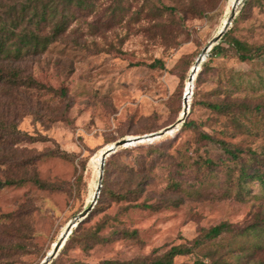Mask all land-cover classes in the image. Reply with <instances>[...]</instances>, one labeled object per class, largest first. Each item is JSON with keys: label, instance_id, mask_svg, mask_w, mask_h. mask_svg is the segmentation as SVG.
Here are the masks:
<instances>
[{"label": "rangeland", "instance_id": "rangeland-1", "mask_svg": "<svg viewBox=\"0 0 264 264\" xmlns=\"http://www.w3.org/2000/svg\"><path fill=\"white\" fill-rule=\"evenodd\" d=\"M117 1L98 0L92 15H78L73 21L71 28L78 29V34L70 33L46 53L15 64L24 76H31L48 89H23L20 102L11 103V111L18 116V130L39 140L26 139L11 147L18 149L20 158L36 159L27 172L32 175L36 171L39 179L54 190L28 183L0 191V264H42L68 223L91 205L99 186L102 153L120 140L156 133L177 122L192 67L222 29L235 0H198L201 13L196 18L188 15L184 19L183 14H176L153 20L151 14L138 22L135 12L162 5L157 0H135L125 5L134 15L132 21L114 24L105 15ZM172 1L161 3L170 5ZM247 2L238 8L231 36L253 46H264V0ZM7 3L0 0V7ZM209 56L202 62L208 68L199 66L195 75L186 120H193L215 139L257 151L264 161V133L259 138L243 135L233 139L226 118L196 104L216 102L212 92L221 90L219 78L232 74L241 76L249 85L234 92L229 102L264 107V88L259 87L264 79V56L249 64L239 62L232 50L227 56L211 60ZM155 60L163 61L165 68H150ZM139 62L145 65L137 66ZM63 89L66 97L60 95ZM177 132L152 142L161 149L163 158L154 160L153 183L138 204L156 209H137L134 204L116 203L99 194L94 213L76 236L96 232L106 223L100 236L109 242L88 252L72 245L66 256L58 257L60 262L98 264L105 260L122 263L152 259L187 244L202 229L223 222L240 229L258 217L264 219V198L250 196L242 203L228 199L223 150L200 141L192 130L179 135ZM150 145L147 142L127 147L120 155L122 159L117 155L107 161L133 164L136 159L150 160ZM132 148L138 151L129 153ZM58 151L65 152L67 158L49 156ZM208 158L217 165L214 171L203 163ZM114 172L111 188L117 191L125 180L118 169ZM172 182L180 189L169 188ZM248 187L259 195L256 183ZM197 191L199 195H195ZM11 213L16 216L3 218ZM133 232H137L135 238L127 236ZM17 243L20 249H15ZM220 243L233 246L226 259L234 264L262 258L251 251L242 253L237 247L243 242L233 240L231 235H225ZM204 253L178 258L176 262L192 263L204 259Z\"/></svg>", "mask_w": 264, "mask_h": 264}, {"label": "trees", "instance_id": "trees-1", "mask_svg": "<svg viewBox=\"0 0 264 264\" xmlns=\"http://www.w3.org/2000/svg\"><path fill=\"white\" fill-rule=\"evenodd\" d=\"M98 0H8L9 3L0 7V191L7 187L24 186L32 183L42 190H54V187L39 179L36 171L32 175L27 172L29 167H33L36 159H25L18 156V149L12 148L20 141L30 140V136L20 132L17 128L18 116L11 111V103L17 105L18 97L23 89H32L43 91L48 89L31 76H24L20 68L15 66L22 63L30 56H40L54 44L60 42L70 33L78 34V29L72 30V24L80 15L90 14L94 12L96 2ZM149 1V0H146ZM188 1V4L186 3ZM198 0H173L170 5L162 4V0H157L162 5L148 7L140 12H135V22L146 20L151 14L153 20H159L169 15L174 17L176 14L197 17L201 10L197 7ZM135 0H118L116 6L109 9V13L105 18L110 23H121L132 21L134 15H131V9H126V3H134ZM253 0H248V3ZM79 15V16H78ZM237 19L235 20V22ZM230 30L223 40L213 48L209 59H213L218 55L227 56L229 50L235 53V58L245 64L253 63L257 59L264 56V46H253L247 41L239 40L231 36ZM137 66L145 65L137 63ZM152 69H164L165 64L161 60H155L149 65ZM204 69L208 68V64L202 65ZM200 73V72H199ZM203 73V71H202ZM199 75V74H198ZM199 81V77L195 84ZM221 90L212 92L216 102H196L197 105L206 107L210 112L219 118H226L232 130L229 135L233 139L239 136H256L260 137L264 133V107L262 105L250 106L247 104H237L229 102L231 95L244 85H249L241 76L222 75L217 85ZM253 85V84H252ZM242 87V88H243ZM259 87L264 88V79L260 80ZM50 89V88H49ZM254 89V88H253ZM256 89V88H255ZM253 91V90H252ZM60 95L67 96L66 90H61ZM192 130L199 135L200 141L216 144L223 150L224 158L222 166L228 176V199H234L237 202L246 201V197L261 199L264 198V161L261 154L252 149L244 150L237 146H232L224 140L215 139L211 134L201 131L199 125L193 120H186L176 133L179 135L183 131ZM233 133V134H232ZM166 137V136H165ZM164 138V137H163ZM155 142V141H154ZM153 142V143H154ZM150 143L149 152L150 160L136 159L133 164L114 162L112 160L105 163L104 180L100 196L110 198L116 203H128L137 209L153 210V205L146 203L138 204L141 198L152 185L153 179L151 173L156 167L154 160L163 158L161 149ZM129 148H122L110 157L121 155L122 152ZM129 153L138 151V148L128 150ZM49 156L66 159L65 152L49 153ZM109 157V158H110ZM122 159V156H120ZM156 158V159H155ZM204 165L210 171H214L217 166L213 160L206 159ZM202 163V164H203ZM181 168V167H180ZM118 169L121 179L125 180L124 184H119V189L114 191L111 188L110 178ZM257 184L259 195L251 193L249 185ZM180 185L172 182L169 188L177 191ZM199 195L200 192H194ZM156 209V208H155ZM94 210V209H93ZM89 216L73 231L66 245L60 252L58 257L66 256L68 251L75 245H79L81 249L88 252L98 245H105L109 242L107 238L100 236V232L105 229L106 223L100 225L96 232H88L83 236L77 237L80 230L90 219ZM16 215L14 213L4 216V219L10 220ZM258 215L256 216V218ZM137 232L128 233V237L135 238ZM225 235H231V238L237 242L242 241L241 247H237L243 251H251L255 256L262 255V258L253 263H237V264H264V219L258 217L253 224L244 228L236 229L233 224L223 222L209 229H202L199 235L185 245L172 247L162 256L152 259H144L141 261L118 262L105 260L98 264H179L176 262L178 258L195 256L205 251L204 259H196L192 263L180 264H234L226 259L227 253L233 246L221 244ZM17 243L15 249H20L21 245ZM74 245V246H72ZM226 252H222L225 251ZM58 257L52 264H63ZM69 264H86L82 262H71Z\"/></svg>", "mask_w": 264, "mask_h": 264}, {"label": "water", "instance_id": "water-1", "mask_svg": "<svg viewBox=\"0 0 264 264\" xmlns=\"http://www.w3.org/2000/svg\"><path fill=\"white\" fill-rule=\"evenodd\" d=\"M245 1L246 0H236L234 7L228 16L227 22L224 25L223 29L221 31H219L217 36H215L212 39V41L204 48V50L200 54L199 58L197 59V61L195 63L196 68L198 66L201 67L203 59H205V56H207V57L209 56V53L213 50V48L219 44V42L223 39L225 34L230 30V27L232 26L233 22L236 19L239 6H241ZM192 73H193V70H192ZM193 78H194V74H192V76L189 77V79H191V84L193 82ZM191 95H192V93H191ZM190 96L184 95L183 116L179 117V119L177 120L176 123H174L173 125L165 128L159 132H156V133H152V134L145 135V136L131 137V138L120 140V141L116 142L115 144H113V146L110 147L103 154L101 174L99 176V186L96 190V193L94 195V199H93L91 205L68 223V225L66 226L65 232L61 234L58 242L54 244L52 252L49 253L48 256L44 259L43 264H51L58 257L59 252L66 245V243H67L69 237L72 235L73 231L89 216V214L94 209V206H95L97 199L99 197V194H100L101 183L103 181L104 168H105L106 160L111 155L115 154L117 151H119L122 148L133 147V146H136L138 144L147 143V142L152 143V142L159 140V139H161V138H163L169 134H173L176 131H179L180 127L185 123V121L189 115V109H190L189 108V97Z\"/></svg>", "mask_w": 264, "mask_h": 264}, {"label": "bare ground", "instance_id": "bare-ground-1", "mask_svg": "<svg viewBox=\"0 0 264 264\" xmlns=\"http://www.w3.org/2000/svg\"><path fill=\"white\" fill-rule=\"evenodd\" d=\"M235 2H236V0L234 1V3H233V5H232V9H233V7H234V4H235ZM230 11H232V10H230ZM226 22H227V20L224 22V24H223V27H224V25L226 24ZM223 27H222V29H223ZM221 29V30H222ZM220 30V31H221ZM205 58H206V56H205ZM203 61H204V59H203ZM199 69V66L196 68L195 67V65L192 67V70H193V73H192V70H191V72H190V76H192V74H194V78H193V82H192V84H191V79H188V81H187V85H186V89H185V95H187V96H190L191 95V93H193V89H194V80H195V75H196V73H197V71L196 70H198ZM189 76V77H190ZM191 98V96L189 97V99ZM183 116V112H182V114H181V117ZM173 134H175V133H173ZM173 134H169V135H173ZM112 147V146H111ZM110 148V147H109ZM108 148V149H109ZM107 149V150H108ZM106 150V151H107ZM105 151V152H106ZM105 152H103L102 153V155H101V157H100V159H99V161H100V174H101V166H102V156H103V154L105 153ZM100 176V175H99ZM51 253V252H50ZM44 262V261H43ZM43 264V263H42Z\"/></svg>", "mask_w": 264, "mask_h": 264}]
</instances>
